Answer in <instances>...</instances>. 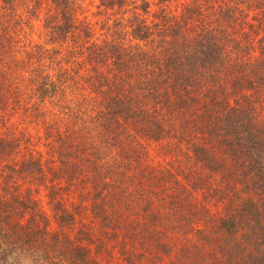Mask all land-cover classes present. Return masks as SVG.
<instances>
[{"label": "trees", "instance_id": "16d2710c", "mask_svg": "<svg viewBox=\"0 0 264 264\" xmlns=\"http://www.w3.org/2000/svg\"><path fill=\"white\" fill-rule=\"evenodd\" d=\"M165 1L98 0L97 31L74 0H0V264H101L118 237L127 264H264V0ZM141 139L171 163L149 168Z\"/></svg>", "mask_w": 264, "mask_h": 264}, {"label": "rangeland", "instance_id": "374dc122", "mask_svg": "<svg viewBox=\"0 0 264 264\" xmlns=\"http://www.w3.org/2000/svg\"><path fill=\"white\" fill-rule=\"evenodd\" d=\"M76 1V13H77V17L78 19H83L85 21H89V24L93 27H95L97 29V31H99V29H101L103 27V23H110L111 21V17H113L112 13L109 12H102L100 10V8H98V0H74ZM149 1V7H148V14H150L151 12H154L157 8V6H155V4H153V0H148ZM184 0H167L165 2H163V6H164V12H169L171 14H176L179 10V6H178V2H181ZM137 3H139L137 1ZM126 15V13H125ZM151 17L147 18V21L150 20ZM108 19V20H107ZM40 18H37L35 20H33L32 26L33 28L30 29L31 30V38L34 40H40L42 39L43 33H42V29H41V25H40ZM123 33V32H122ZM46 110H48L52 105L47 104L45 105ZM42 128V124H33V125H28L26 126V130H29L30 133H33V137L34 135H39V133H41V131L39 129ZM32 137V140L34 141V138ZM37 140V139H36ZM143 149H146V152L149 155V161L147 162V166L149 168H158L157 166H163L162 164H166L168 165L169 163H171V155L174 154V152H170L168 151V146H164L162 144L159 143H150L149 141H145L144 139L140 140ZM37 143V142H36ZM22 145V144H20ZM35 147L33 149H38L40 150V152L42 153L43 157H45V149L42 143H37V145H35ZM18 153H16L17 156L22 154V149L17 151ZM143 163V162H141ZM145 163V162H144ZM143 163L142 166H144L145 164ZM145 165V166H146ZM165 165V166H166ZM17 190H21L23 191L24 189H26V187H30L33 192L32 195L38 200L39 205L41 207H43L46 211H48V205L46 204V190L43 188V186L38 185L37 183L30 181V183L27 181V179L25 178L24 180H17ZM74 189V190H73ZM73 190V191H72ZM80 188L76 187V188H72V186H69L67 188V193L61 191V193L63 194V198H64V203L65 205H67V208L71 211L74 212V224L72 226L73 230L74 229H81V227L83 228V230H86L85 232H87L90 235L94 236V229H96V224L97 221L94 219V217H92V215L90 214L87 206H86V200H82L80 198V196H83L82 191H79ZM84 190L87 191V187H84ZM123 206V213H121L123 216L125 215V223L128 222H132V220H135V217H137L138 215H135L134 213V209L130 208L126 205H122ZM50 213V212H49ZM134 213V214H133ZM52 223V221H51ZM52 227L55 226L54 223L51 224ZM140 225H143V223H141ZM86 227V228H85ZM78 236L81 237L82 234L78 233ZM120 240V238H114V240H103L101 239V242L103 244V246H99L97 247V249H95V253L94 255L97 257V259L100 261L101 264H127L125 261V257L126 256V252H124V254H120L119 250H118V243L117 241ZM136 261V260H135ZM165 259H164V264H165ZM28 264V263H25ZM132 264H137V263H133ZM159 264V263H157ZM160 264H163L160 263Z\"/></svg>", "mask_w": 264, "mask_h": 264}]
</instances>
